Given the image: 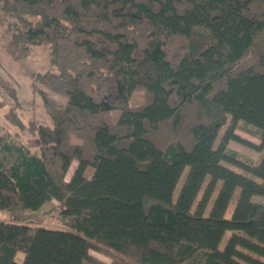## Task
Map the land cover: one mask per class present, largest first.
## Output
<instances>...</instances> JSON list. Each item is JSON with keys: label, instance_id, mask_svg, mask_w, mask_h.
I'll list each match as a JSON object with an SVG mask.
<instances>
[{"label": "trees", "instance_id": "trees-1", "mask_svg": "<svg viewBox=\"0 0 264 264\" xmlns=\"http://www.w3.org/2000/svg\"><path fill=\"white\" fill-rule=\"evenodd\" d=\"M0 34L13 59L47 49L50 121L26 126L0 74V110L39 143L0 132V211L56 202L66 227L0 220V264H264V0H0Z\"/></svg>", "mask_w": 264, "mask_h": 264}, {"label": "rangeland", "instance_id": "rangeland-1", "mask_svg": "<svg viewBox=\"0 0 264 264\" xmlns=\"http://www.w3.org/2000/svg\"><path fill=\"white\" fill-rule=\"evenodd\" d=\"M6 40L2 39L0 34V74L9 78L18 88V94L21 101V109L17 112L20 115L21 119L26 126H29L31 122L34 123H50L49 118L43 107V102L39 94L36 92L34 87L41 88L46 90L39 82H36L34 77L37 73L45 72L49 67L48 61V52L44 47H34L31 50V53L24 59H13L5 50ZM51 97L57 100L61 104H65V98L49 93ZM145 102V94L142 91H135L130 99L129 104L131 106H137ZM8 107H5L0 110V132L6 138V140L11 144L16 145H25L29 147L33 152L38 151L39 143L37 139L30 134V132L25 129L21 130L20 128L15 127L11 122L5 117ZM120 115L119 111L112 112V117L114 120ZM235 133L239 135L242 139L254 145H261V139L254 129L249 126H246L244 123H237ZM228 146L239 152L240 154L252 159L257 160L260 156V150L255 147L243 144L237 141H230ZM9 156L5 154H0V160H3L5 163L9 164L12 160ZM77 165L74 162L67 174V179L71 177L73 169ZM91 170L88 171V176L91 174ZM187 171L184 173L182 180L178 187L176 188L175 198L177 197L181 185L183 184ZM236 196H234L232 202L229 205L227 211V217H230V214L234 208ZM254 200H262L261 197H256ZM57 203H50L37 212L33 213H10L6 211H0V220L10 221L14 223H24L34 227H45L51 229H65L64 221L59 217V215L52 211L51 209ZM226 235L224 241H227ZM225 243V242H224ZM91 254L104 261L110 262L109 257L101 253L92 251Z\"/></svg>", "mask_w": 264, "mask_h": 264}]
</instances>
